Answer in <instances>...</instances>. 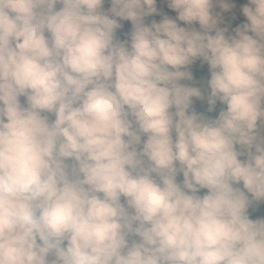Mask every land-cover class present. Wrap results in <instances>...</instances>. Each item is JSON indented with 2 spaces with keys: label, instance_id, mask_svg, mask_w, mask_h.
Wrapping results in <instances>:
<instances>
[{
  "label": "clouds",
  "instance_id": "obj_1",
  "mask_svg": "<svg viewBox=\"0 0 264 264\" xmlns=\"http://www.w3.org/2000/svg\"><path fill=\"white\" fill-rule=\"evenodd\" d=\"M0 264H264V0H0Z\"/></svg>",
  "mask_w": 264,
  "mask_h": 264
},
{
  "label": "trees",
  "instance_id": "obj_2",
  "mask_svg": "<svg viewBox=\"0 0 264 264\" xmlns=\"http://www.w3.org/2000/svg\"><path fill=\"white\" fill-rule=\"evenodd\" d=\"M244 2H246V0H238V3H244ZM158 6H159V5H158ZM105 7H107V5H105ZM170 14H171V13H170ZM173 15H174V14H173ZM153 18H154V19H159V16H152V17H149V18H147V19H153ZM243 21H244V18H243L242 16H240V17H238L235 21H233V22L231 23V26L234 27L236 23H241V22H243ZM146 22H147V20H146ZM123 24H124L123 32H126V31L130 28V23L127 22V21H124ZM123 32H118V35H120L121 38H123ZM197 64H198V62H197ZM196 75H197L198 78H200V79H204V78H206V75H207V74H206V71H205L204 68H199V67H197V68H196ZM219 107H220V105L218 104V105H217V110H218ZM197 110L202 111L203 109L200 108L199 105H197ZM211 115H215V112L211 113ZM252 218H255V216H253Z\"/></svg>",
  "mask_w": 264,
  "mask_h": 264
}]
</instances>
